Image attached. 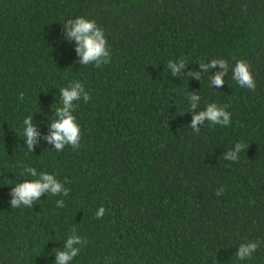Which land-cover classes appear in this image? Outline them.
<instances>
[{
	"label": "trees",
	"instance_id": "trees-1",
	"mask_svg": "<svg viewBox=\"0 0 264 264\" xmlns=\"http://www.w3.org/2000/svg\"><path fill=\"white\" fill-rule=\"evenodd\" d=\"M78 16L104 31L109 64L79 63L63 27ZM181 59L172 77L167 62ZM212 59L246 61L255 91L231 70L211 89L198 64ZM75 81L90 96L74 112L81 139L55 152L45 138ZM190 93L197 111L224 106L230 125L194 133ZM238 142V161L224 160ZM27 166L66 181L68 197L12 209ZM73 228L86 243L72 264H264V0H0V264H54ZM246 240L260 245L240 262Z\"/></svg>",
	"mask_w": 264,
	"mask_h": 264
},
{
	"label": "clouds",
	"instance_id": "clouds-1",
	"mask_svg": "<svg viewBox=\"0 0 264 264\" xmlns=\"http://www.w3.org/2000/svg\"><path fill=\"white\" fill-rule=\"evenodd\" d=\"M66 32V39L75 42V52L80 58L79 63L83 66L92 65L99 68L101 65H107L111 61L110 46L104 31L92 20L83 16L75 19H69L63 24ZM204 75L209 78V87L218 89L225 83V77L231 70V79L235 81L239 88L254 92L256 84L249 65L246 61H236L234 66L228 64L224 59H212L207 63L198 64ZM186 63L183 59L178 61L169 60L167 62V71L172 77H176L178 72L185 70ZM218 68L219 71L212 76V69ZM203 75V76H204ZM197 80H201V72H192L188 74ZM60 105L55 109L54 119L50 123V134L45 138L49 144L54 146L55 152H61L66 146L73 149L78 148L81 139V128L74 115L76 108L81 100L88 102L90 96L80 81H75L67 87L59 90ZM22 98V97H21ZM201 102L199 93H190L187 96V111L192 113V119L189 128L194 133L201 131L206 126L227 127L231 123V114L224 106L217 103L206 104L203 110L197 111ZM21 135L27 146V150L32 152L34 143L37 141L39 133L32 122V116L25 117L22 121ZM245 150V145L236 143L234 148L224 153L223 158L226 161H238L239 154ZM20 175L22 177H31L24 179L23 182L16 183L11 187L9 201L12 209L32 208V206L44 197L63 196L68 197L69 189L65 183L60 182L55 174H49L46 171H37L36 168L24 167ZM222 191V190H221ZM221 191L216 193L217 196ZM56 207L64 206L63 200L55 201ZM105 209L100 207L96 210V218L101 219ZM71 234L63 242V247L53 251L55 255L54 264H72L75 258L80 254L81 248L86 240L77 235L76 229H71ZM260 245L259 241H249L239 244L236 249L235 257L238 261L244 262L251 260L254 253L257 252Z\"/></svg>",
	"mask_w": 264,
	"mask_h": 264
}]
</instances>
